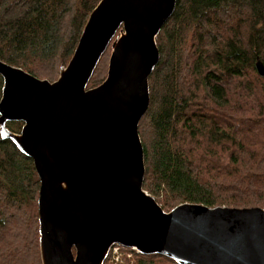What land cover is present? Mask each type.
Masks as SVG:
<instances>
[{
  "label": "water",
  "instance_id": "95a60500",
  "mask_svg": "<svg viewBox=\"0 0 264 264\" xmlns=\"http://www.w3.org/2000/svg\"><path fill=\"white\" fill-rule=\"evenodd\" d=\"M175 4L99 0L54 81L0 57V139L30 158L39 178L41 264H104L113 245L177 264H264V208L165 211L143 189L138 124L160 57L156 37ZM107 48L106 76L88 88ZM255 68L264 77L261 60Z\"/></svg>",
  "mask_w": 264,
  "mask_h": 264
},
{
  "label": "trees",
  "instance_id": "16d2710c",
  "mask_svg": "<svg viewBox=\"0 0 264 264\" xmlns=\"http://www.w3.org/2000/svg\"><path fill=\"white\" fill-rule=\"evenodd\" d=\"M98 2L0 0L1 59L54 81ZM156 44L138 124L143 189L165 211L182 203L264 208V77L255 68L264 64V0H176ZM108 49L88 88L104 80ZM1 88L0 77V96ZM38 190L32 160L0 139V264H41ZM132 253L133 262L119 264H177Z\"/></svg>",
  "mask_w": 264,
  "mask_h": 264
},
{
  "label": "rangeland",
  "instance_id": "374dc122",
  "mask_svg": "<svg viewBox=\"0 0 264 264\" xmlns=\"http://www.w3.org/2000/svg\"><path fill=\"white\" fill-rule=\"evenodd\" d=\"M109 52L110 50L108 49V57H109ZM133 258H134V255L132 253V249L125 248L120 245H113L105 261L107 264H117V263L119 264L125 259L130 260V262H133Z\"/></svg>",
  "mask_w": 264,
  "mask_h": 264
},
{
  "label": "bare ground",
  "instance_id": "6f19581e",
  "mask_svg": "<svg viewBox=\"0 0 264 264\" xmlns=\"http://www.w3.org/2000/svg\"><path fill=\"white\" fill-rule=\"evenodd\" d=\"M230 173V172H229Z\"/></svg>",
  "mask_w": 264,
  "mask_h": 264
}]
</instances>
